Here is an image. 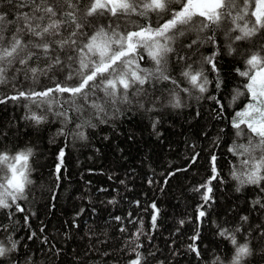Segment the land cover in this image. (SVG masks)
I'll list each match as a JSON object with an SVG mask.
<instances>
[{
	"label": "trees",
	"instance_id": "16d2710c",
	"mask_svg": "<svg viewBox=\"0 0 264 264\" xmlns=\"http://www.w3.org/2000/svg\"><path fill=\"white\" fill-rule=\"evenodd\" d=\"M188 1L0 0V264H264V0Z\"/></svg>",
	"mask_w": 264,
	"mask_h": 264
},
{
	"label": "rangeland",
	"instance_id": "374dc122",
	"mask_svg": "<svg viewBox=\"0 0 264 264\" xmlns=\"http://www.w3.org/2000/svg\"><path fill=\"white\" fill-rule=\"evenodd\" d=\"M107 3L113 4L117 3L118 0H103ZM221 3V0H189L187 4L183 7V9L179 12V19L183 18L187 14H192L194 12H202L206 13L208 16H210L214 11L218 8V5ZM261 7H264V1L260 3ZM178 14V13H177ZM177 14L174 16L173 20L169 22L170 24L174 23ZM178 19V20H179ZM177 21V20H176ZM167 25H164L166 27ZM165 29L157 30L154 32H148L146 34H149L143 38H140L141 40H148L151 39L150 36L160 33L164 31ZM144 34H142L143 36ZM156 36V35H155ZM154 37V36H153ZM261 86H264V69L262 71H259L251 81L249 85L250 95L253 96V100L250 99L249 102H247L243 108L238 112V115L242 117L245 121L248 123H252V126L258 128L260 131H264V108L261 109V105H264V88L262 89ZM20 162H24V160H20ZM20 179L24 180V174L22 172V165L20 167Z\"/></svg>",
	"mask_w": 264,
	"mask_h": 264
}]
</instances>
